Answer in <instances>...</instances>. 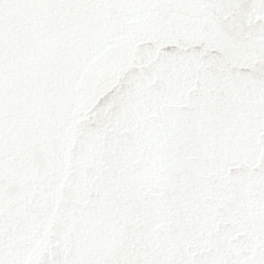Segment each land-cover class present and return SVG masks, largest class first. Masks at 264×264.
<instances>
[{"label":"snow or ice","instance_id":"obj_1","mask_svg":"<svg viewBox=\"0 0 264 264\" xmlns=\"http://www.w3.org/2000/svg\"><path fill=\"white\" fill-rule=\"evenodd\" d=\"M0 264H264V0H0Z\"/></svg>","mask_w":264,"mask_h":264}]
</instances>
